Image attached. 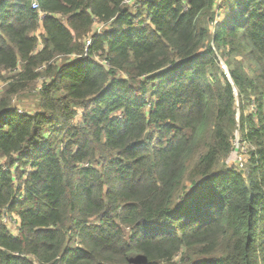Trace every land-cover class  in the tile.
Here are the masks:
<instances>
[{"label": "trees", "instance_id": "16d2710c", "mask_svg": "<svg viewBox=\"0 0 264 264\" xmlns=\"http://www.w3.org/2000/svg\"><path fill=\"white\" fill-rule=\"evenodd\" d=\"M126 1L0 0V264H264V0Z\"/></svg>", "mask_w": 264, "mask_h": 264}, {"label": "rangeland", "instance_id": "374dc122", "mask_svg": "<svg viewBox=\"0 0 264 264\" xmlns=\"http://www.w3.org/2000/svg\"><path fill=\"white\" fill-rule=\"evenodd\" d=\"M132 1L133 0H129V3L127 2V4H130ZM219 65H220L221 70L224 73H228L229 72V68H228V66H227V64H226V62H225V60L223 58L219 59ZM6 86H7V84H1L0 85V94L3 93V91L5 90ZM15 104H16V108L18 109V113H20V114L24 115L26 113H28V114L34 113L38 109V93L37 92H31L29 94H26L22 98L17 99L15 101ZM240 105H241V102L237 101L236 110H237L238 119H241ZM242 141H243V139L241 138V135H240L239 131H237L235 133L234 151L232 153L233 155H232V157L230 159V162L236 161L235 158L236 157H241V155H242L244 157V159H245L246 164H247V162L249 160V158L247 157L248 156V149H245L242 146ZM244 159H243V162H244ZM15 226H16V224L12 223L11 230L16 235Z\"/></svg>", "mask_w": 264, "mask_h": 264}, {"label": "built area", "instance_id": "2783aa9c", "mask_svg": "<svg viewBox=\"0 0 264 264\" xmlns=\"http://www.w3.org/2000/svg\"><path fill=\"white\" fill-rule=\"evenodd\" d=\"M129 3V0H127L126 1V3ZM33 9L34 10H37L38 9V4H37V2H34L33 3ZM91 43H92V40L91 39H89L88 41H87V46H90L91 45ZM225 69V68H224ZM228 71V70H227ZM227 75H229V72L228 73H226ZM242 146L245 148V149H248L247 148V144H246V142H244V141H242ZM233 147H234V142H233ZM233 153V152H232ZM232 155L233 154H231L230 156H229V158L225 161L226 162V165L227 166H229V167H238L239 169H243L244 168V163H245V159H244V157L241 155V157H236L235 158V160L236 161H234V162H230V159H231V157H232ZM244 159V162H243V159Z\"/></svg>", "mask_w": 264, "mask_h": 264}]
</instances>
